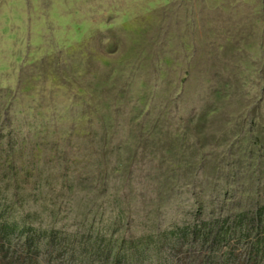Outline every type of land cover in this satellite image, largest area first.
Wrapping results in <instances>:
<instances>
[{
  "label": "rangeland",
  "instance_id": "rangeland-1",
  "mask_svg": "<svg viewBox=\"0 0 264 264\" xmlns=\"http://www.w3.org/2000/svg\"><path fill=\"white\" fill-rule=\"evenodd\" d=\"M0 206L74 235L123 206L138 236L208 221L138 264H264V0H0Z\"/></svg>",
  "mask_w": 264,
  "mask_h": 264
},
{
  "label": "trees",
  "instance_id": "trees-1",
  "mask_svg": "<svg viewBox=\"0 0 264 264\" xmlns=\"http://www.w3.org/2000/svg\"><path fill=\"white\" fill-rule=\"evenodd\" d=\"M107 137L108 135L106 139ZM126 169L127 166H124L117 168L115 172L122 175L127 171ZM95 174L102 176L103 172L102 170L99 173L96 171ZM108 185L109 183L106 181L99 184L103 189L101 193L108 192ZM128 186L133 187V184ZM125 211L126 208L123 206L116 219L107 220V222L102 220L100 224L102 226H100L98 225L99 214H96L92 222L91 217L94 210H90L85 214V220L82 223L88 227L86 230L88 233L78 232L74 235L68 230L59 229L57 225L37 227L35 219L40 216L38 214L29 213L21 219L15 216H6L7 211L1 212L0 206V262L1 264H39L43 247L53 249L51 255L53 258L56 250L60 251L63 247L79 246L84 250V253L79 256L80 261L94 258L104 264L109 263L113 258L114 264H138L148 257L153 258L151 252H154L155 256L162 257L161 253L167 247H172L175 250L181 245L195 247L196 245L210 244L215 233V230L211 229L212 223L203 221L184 227L177 226L161 232H145L144 235L138 236L132 232H122ZM263 213L264 208L259 211L260 215ZM246 216L249 214H242L239 218ZM243 226L244 222H239L236 228L239 229ZM226 241H228V233L223 235L221 232L215 237V243L219 246ZM255 246L261 254H264V240H258Z\"/></svg>",
  "mask_w": 264,
  "mask_h": 264
}]
</instances>
